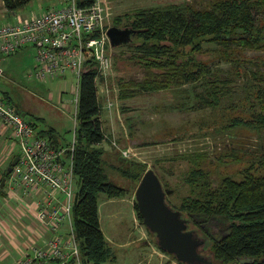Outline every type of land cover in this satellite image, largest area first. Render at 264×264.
I'll return each mask as SVG.
<instances>
[{
  "label": "rangeland",
  "instance_id": "obj_1",
  "mask_svg": "<svg viewBox=\"0 0 264 264\" xmlns=\"http://www.w3.org/2000/svg\"><path fill=\"white\" fill-rule=\"evenodd\" d=\"M109 1L113 17H116L134 14L140 9L172 6L186 14L187 6L208 9L218 0ZM258 1L252 6V14L256 26L264 27V0ZM52 4L59 5V1L31 0L14 15H8L0 2V25L17 21L21 16L40 14ZM128 23L126 17L119 27L129 26ZM134 41L132 45L111 47V70L97 80L101 105L99 118L108 135L107 141L101 144L105 150L104 168L110 180L126 190L125 195L111 202V206L102 205L103 199L107 198L104 194L98 198L101 228L111 253L105 264H186L160 249L155 235L139 220L134 207V190L144 171L153 169L163 188L172 189L166 195L167 203L179 210L188 223L187 211L180 205L189 194L185 178L191 167L199 165L205 170H213V183L223 175L239 180L246 170L264 175V129L257 131L254 124L228 126L236 117H245L260 109L254 97L264 86V48L254 49L235 42L225 49L205 41L198 57L203 60L207 72L197 81L159 91L140 89L133 96L120 99V81L126 84L131 80L141 81L146 76L145 68L133 58L137 53L134 45L140 40L135 38ZM18 51L0 61L3 70L1 93L21 113L33 119L37 131L51 127L62 145L69 143L76 126L75 78L70 74L47 81L28 77V71L34 66V49L28 46ZM212 85L221 89L215 107L201 99L202 94L206 95V88L211 89ZM11 145L16 155L18 146L14 142ZM122 149H126L127 156L123 155ZM120 155L128 161L141 163L139 172L142 173L137 181L121 174V169L129 167V162L122 164ZM5 167H0V173ZM210 222L222 226L218 220ZM195 230L198 236L195 238L205 242L200 252L198 247L197 251L212 264H223L213 257L211 238L200 228ZM135 239L140 240L136 242ZM130 240L127 246L116 245L118 241L128 243ZM157 254L161 262L155 258Z\"/></svg>",
  "mask_w": 264,
  "mask_h": 264
},
{
  "label": "trees",
  "instance_id": "obj_2",
  "mask_svg": "<svg viewBox=\"0 0 264 264\" xmlns=\"http://www.w3.org/2000/svg\"><path fill=\"white\" fill-rule=\"evenodd\" d=\"M30 1L2 0L7 12L16 11ZM94 1L76 0L81 7H88ZM258 3V0H218L208 9L187 6L186 14L172 6L140 9L134 14L114 17L112 25L122 26L120 24L127 17L128 25L136 30L125 45L134 44L135 38L140 40L134 45L137 53L133 58L146 70L141 81L131 80L126 84L120 81L119 98L127 99L140 89L159 91L197 81L207 72L203 60L198 57L205 41L217 43L225 49L235 42L263 49L264 27L256 26L252 14V6ZM98 78L101 77L97 62L89 59L83 65L78 82L73 150L74 175L78 185L73 226L86 264H105L111 255L100 226L99 195L122 197L126 192L125 188L110 180L104 168L105 150L100 144L105 136L99 118ZM219 92L221 89L212 85L211 89L206 88V95L202 94L201 99L215 107L219 102ZM254 98L260 109L249 112L245 117H236L228 126L254 124L257 131L264 129V86L259 88ZM32 125L36 127L35 122ZM38 133L55 147H62L51 127ZM116 151L119 152L118 149ZM119 158L122 164L129 162V167L121 169V174L137 181L142 173L139 172L141 163L128 161L121 155ZM212 173L213 170H205L203 166L191 167L185 178L189 194L182 199L181 209L228 224L223 236L211 239V250L216 260L229 264L246 256L254 258L252 264H264V175L246 170L239 180L223 175L213 183ZM9 174L5 169L2 177L7 178ZM134 207L142 222L135 199Z\"/></svg>",
  "mask_w": 264,
  "mask_h": 264
},
{
  "label": "built area",
  "instance_id": "obj_3",
  "mask_svg": "<svg viewBox=\"0 0 264 264\" xmlns=\"http://www.w3.org/2000/svg\"><path fill=\"white\" fill-rule=\"evenodd\" d=\"M58 1L59 5H49L39 15L0 25V61L23 47H32L34 66L28 77L46 81L70 74L77 84L76 108L85 62L96 61L101 78L111 70L112 46L107 29L114 12L109 0H95L88 7L78 6L76 0ZM32 122L0 91V127L11 131L18 146V160L5 185L22 192V201L37 221L38 238L31 240L16 264H86L73 226L78 192L73 166L74 135L67 146L55 147ZM125 150L121 151L127 156ZM39 238L43 239L40 243Z\"/></svg>",
  "mask_w": 264,
  "mask_h": 264
},
{
  "label": "water",
  "instance_id": "obj_4",
  "mask_svg": "<svg viewBox=\"0 0 264 264\" xmlns=\"http://www.w3.org/2000/svg\"><path fill=\"white\" fill-rule=\"evenodd\" d=\"M135 34L136 30L130 26L111 25L107 29L112 47L130 42ZM17 160L18 156H13L6 167L7 173L11 172ZM5 180L6 177L3 176L0 180V188L4 186ZM171 192L172 189L163 188L153 169L147 168L144 171L134 190V198L143 225L155 235L156 243L160 249L172 254L179 261L186 264H194L195 261L212 264L197 251V247L202 241L195 238L187 230V220L182 218L179 210L167 203L166 195ZM237 262L239 264H252L254 258L238 257Z\"/></svg>",
  "mask_w": 264,
  "mask_h": 264
},
{
  "label": "crops",
  "instance_id": "obj_5",
  "mask_svg": "<svg viewBox=\"0 0 264 264\" xmlns=\"http://www.w3.org/2000/svg\"><path fill=\"white\" fill-rule=\"evenodd\" d=\"M0 2L2 3V6L5 12H7L6 8L3 5L2 0H0ZM16 11L7 12V13L8 15L10 14L14 15ZM36 15H39V13L33 14L30 17L36 16ZM30 17L21 16L17 19V21L23 18H30ZM13 22H16V21H9L7 23H13ZM19 52L20 51H17L14 54L16 55ZM2 74H3V70L0 73V76ZM48 80H53V79H48ZM2 95L4 94L2 93ZM100 112H101V109H100ZM103 132H104L105 138L102 141V143L107 141L108 139V135L105 133L104 130ZM58 141H59V138H58ZM11 144H13L11 131L9 129H3L2 127H0V167L2 165H4V167L6 165L8 166V164L10 163L9 160L12 159L13 156H15L13 152V147ZM59 144L62 145L60 141H59ZM67 144L68 143L62 146H66ZM6 167L3 169V171L6 169ZM3 171H1L0 173V180L2 178ZM117 198L119 197L104 198L102 201L104 203L102 205L111 206V202ZM98 215H99V221H100V226H101L102 223H101V213L99 211V206H98ZM36 225H37V221L35 217L33 216L32 213L28 212V208L26 207L25 203L22 201V192L20 191L14 192L10 190L9 188H7V186L4 183V186L0 188V264H16V261L21 256V254L25 251L27 246L30 244L31 240L38 238L37 233L35 231ZM42 240L43 239L39 238L37 242L40 243ZM139 240L140 239H135L136 242H138ZM130 243H131V240L128 243H120V241H118L116 242V245L119 247H123V246L129 245ZM159 256L160 255L157 254L155 258L161 262V258ZM155 258H152V259H155ZM152 263L153 262H150L148 264H152Z\"/></svg>",
  "mask_w": 264,
  "mask_h": 264
},
{
  "label": "flooded vegetation",
  "instance_id": "obj_6",
  "mask_svg": "<svg viewBox=\"0 0 264 264\" xmlns=\"http://www.w3.org/2000/svg\"><path fill=\"white\" fill-rule=\"evenodd\" d=\"M187 215H188V218L190 219V221H188L187 223V229L193 234L194 237L195 236L198 237L196 234V230H195L196 227L203 230L206 236L210 237L211 239H215L217 236H223L227 232L228 224L225 223L223 220H218L222 224V226H219L215 222L213 223L210 222V220H216V218L214 217L205 219L204 217H201L197 214L188 213V212H187ZM225 229H226V232H225ZM199 240L202 241V239H199ZM204 243L205 242L202 241L201 245L198 246L199 252H200V249L202 248L201 246H203ZM194 264H204V263L195 261Z\"/></svg>",
  "mask_w": 264,
  "mask_h": 264
},
{
  "label": "bare ground",
  "instance_id": "obj_7",
  "mask_svg": "<svg viewBox=\"0 0 264 264\" xmlns=\"http://www.w3.org/2000/svg\"><path fill=\"white\" fill-rule=\"evenodd\" d=\"M88 61V60H87ZM86 63V62H85Z\"/></svg>",
  "mask_w": 264,
  "mask_h": 264
}]
</instances>
